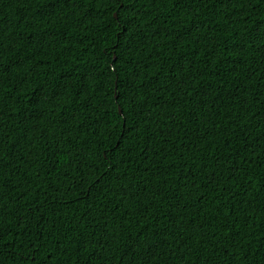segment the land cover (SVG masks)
I'll list each match as a JSON object with an SVG mask.
<instances>
[{
	"label": "trees",
	"instance_id": "1",
	"mask_svg": "<svg viewBox=\"0 0 264 264\" xmlns=\"http://www.w3.org/2000/svg\"><path fill=\"white\" fill-rule=\"evenodd\" d=\"M0 264H264V0H0Z\"/></svg>",
	"mask_w": 264,
	"mask_h": 264
},
{
	"label": "water",
	"instance_id": "2",
	"mask_svg": "<svg viewBox=\"0 0 264 264\" xmlns=\"http://www.w3.org/2000/svg\"><path fill=\"white\" fill-rule=\"evenodd\" d=\"M119 111L122 112V111H121V108H119Z\"/></svg>",
	"mask_w": 264,
	"mask_h": 264
}]
</instances>
